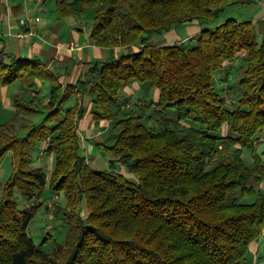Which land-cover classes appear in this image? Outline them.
Returning <instances> with one entry per match:
<instances>
[{"label": "trees", "instance_id": "trees-1", "mask_svg": "<svg viewBox=\"0 0 264 264\" xmlns=\"http://www.w3.org/2000/svg\"><path fill=\"white\" fill-rule=\"evenodd\" d=\"M56 3L62 18L94 8L91 41L111 55L63 83L39 56L0 52V87L50 84L47 102L14 95L18 115L43 114L38 123L21 124L25 134L0 123V161L13 153L0 196V264H247L264 232V154L254 147L252 165L243 156L264 136V40L250 19L218 21L239 0ZM197 19L202 30L193 42L152 43L154 35ZM237 60L240 93L230 108L217 77ZM133 81L157 90L158 101L123 105V89ZM89 110L96 123L108 120L119 130L104 146L114 156L107 169L92 168L82 153L80 123ZM43 142L55 155L50 188L66 200L54 212L69 226L52 250L43 248L47 238L37 244L29 231L44 202L22 208L16 195L44 196L48 174L33 164Z\"/></svg>", "mask_w": 264, "mask_h": 264}, {"label": "crops", "instance_id": "crops-1", "mask_svg": "<svg viewBox=\"0 0 264 264\" xmlns=\"http://www.w3.org/2000/svg\"><path fill=\"white\" fill-rule=\"evenodd\" d=\"M34 1H36L35 4ZM3 2L4 4L0 5V24L6 27L7 37L1 38L0 40V52L5 51L23 57L39 56L46 61L49 68L54 69L60 74V80L63 83L75 82L88 62L93 60H105L109 57V54L111 55L109 50L96 46L91 41L90 29L92 21L84 26L82 22H77L78 19L81 20L82 17L75 18L74 16H68L62 18L55 14H49L52 10L46 6V0H22L15 5L8 4L4 0ZM36 4L39 5L37 9L34 7ZM237 7H242V10L234 16L239 19L252 20L256 28L258 39L263 41L264 0H239ZM48 15L51 18H49ZM14 16L18 18L14 20ZM24 17L34 18L31 25L38 32L37 35L31 37L19 36L21 32H26V28L22 26L19 21ZM37 17L40 18L39 21L35 20ZM201 30L202 26L199 21L193 20L159 34L164 35V38H160V41L166 40L171 44H176L181 41H194L195 36ZM123 49L124 48L118 49L117 53H120ZM238 63V60L229 62L224 71L234 69ZM218 76L222 77L223 72H220ZM49 85V81L36 80L33 87L22 82L1 86L0 113L3 112L7 116L10 113L12 117L17 114L13 104L14 94L16 93L24 98L28 97V95L29 98H31V96H37L39 100L47 102L49 99ZM142 86L143 85L139 81H133L131 84L126 85L123 89V105L129 98L134 97L137 92L142 90ZM144 88L153 95L154 102L158 101L159 92L157 90L148 86H144ZM42 90H45V92L42 93ZM41 95L44 97L40 98ZM71 100H74L75 103V96H73ZM11 116H9L8 119ZM108 126V120H101L99 123H96L91 111H88L80 123L81 140L86 151V143H88L89 140H95L98 135L100 140V135L103 134L104 131H107ZM83 138H85V141ZM97 143L99 142L97 141ZM39 146L42 149L46 148L47 143L43 142ZM50 157L53 158V153H50ZM104 162L105 160L103 158L98 159L96 164L92 163L91 160V166H94V169H103L105 165L108 164V161H106L105 164Z\"/></svg>", "mask_w": 264, "mask_h": 264}, {"label": "rangeland", "instance_id": "rangeland-1", "mask_svg": "<svg viewBox=\"0 0 264 264\" xmlns=\"http://www.w3.org/2000/svg\"><path fill=\"white\" fill-rule=\"evenodd\" d=\"M4 1L7 2L8 4L15 5V4L20 3L22 0H4ZM35 3L36 1H34V4ZM45 3H46V6L52 10L50 11L49 14H55L56 16H59L57 13L56 0H46ZM3 4H4L3 0H0V5H3ZM34 7L37 9L39 8V5L36 4ZM240 10H242V7L235 6V7L229 8L226 12H222L218 21L221 22L223 19L227 18L228 16L237 15ZM80 17H82V19L81 20L78 19L77 22H82L84 26L87 25L89 22L92 21L94 17V8L88 7ZM17 18H18L17 16H14V20H16ZM6 33H7L6 27L0 24V40L1 38L7 37ZM160 38H164V35H158V34L154 35L152 37V43L155 45H161V46L171 44L167 42L166 40L160 41ZM190 42H193V41H190ZM241 63L242 61H240L237 64V66L234 67V69L232 70L221 71L223 72V76L217 77L218 90L220 93L224 95V97L227 100V106L230 108L235 107L237 100L239 98L238 96L240 93V88L238 87L237 80L241 76V71H242V69L240 68ZM145 84H142L143 85L142 90L137 92L136 95H134V97L129 98V100L125 102L126 106L133 107L135 102L144 103V104H150L151 102H154V99L152 97L153 95L145 90L144 88ZM43 92H45V90H42V93ZM14 95H17V93ZM41 97L43 98L44 96L41 95L40 98ZM26 98L28 99L29 95ZM73 104H74V100H71L69 104L67 105V107ZM9 116H11L10 113L7 116L3 112H1L0 113V123H4L8 121L12 132L23 135L26 132L21 129V124L25 122L28 124L38 123L42 119L43 114H34L32 116L26 115V114L18 116L17 114L13 117L11 116L12 118L10 117L8 119ZM147 120L148 121L151 120L150 117L147 118ZM187 124H189V122ZM117 132L119 134L118 129L112 130L110 126H108L107 131H104V133L100 135V138H101L100 140L98 138L99 135L97 134L98 136H96L95 140H89V142L86 143L87 151L84 148V144H82V153L87 157L90 163V166L92 163L96 164L98 159L103 158L105 162L108 161V164L105 165V168L103 169L109 168V160H111L114 156L113 154L108 153V150L104 148V146H110L115 143ZM220 133H222L223 135L227 134L228 133L227 127L224 126L221 129ZM83 140L85 141V138H83ZM97 141L99 143H97ZM254 147L256 148V151L258 153L264 154V136L263 135H261L258 139H256L254 144L244 149L243 156L249 165L253 164V148ZM235 148L236 146H232L230 150L228 151V153H231V151L234 150ZM91 160H92V163H91ZM33 161H34L33 162L34 165L43 166L48 174L49 181L46 186L44 196L40 199L29 201L25 199L18 191L16 192V195L18 197L20 207L22 208H27L28 206L33 205V202L34 203H38L40 201L44 202L45 205L42 206L40 210L37 212L35 218L33 219L30 225L29 231L37 244L44 242L47 238V242L45 243L43 248L46 250H52L55 247L54 240H56L59 243H64V241L66 240L68 230H69V226L62 219V216L61 215L57 216L55 215V212H54L57 204L65 205L66 203L65 195L64 193L54 194L50 188L51 173L55 166V155L53 154V158H51L50 152H48L46 148L42 149L40 148V146H38L37 149L34 151ZM117 167L121 172L125 173L129 178L131 179L135 178L134 177L135 175L129 173L125 167L121 165H118ZM12 171H13V153L10 151V152H7L0 161V196L2 195L3 186L5 182L8 180V178L11 176ZM260 186L264 189V183H262ZM239 199L240 200L244 199V201H248V202L253 201V198H250V197H246V198L239 197ZM81 208H82V213L86 215L88 208H87L85 200H83ZM247 264H264V232L261 235V237L255 242H253V244L251 245V253L248 257Z\"/></svg>", "mask_w": 264, "mask_h": 264}, {"label": "built area", "instance_id": "built-area-1", "mask_svg": "<svg viewBox=\"0 0 264 264\" xmlns=\"http://www.w3.org/2000/svg\"><path fill=\"white\" fill-rule=\"evenodd\" d=\"M34 18L33 17H24V18H21L19 21H20V24L22 26H24L26 28V32H21L19 34L20 37H28V36H35L38 34V32L32 27L31 23L33 22ZM36 21H39L40 18L37 17L35 19Z\"/></svg>", "mask_w": 264, "mask_h": 264}]
</instances>
